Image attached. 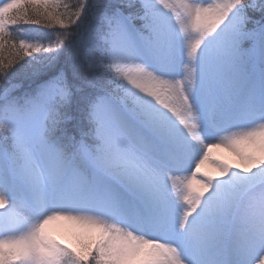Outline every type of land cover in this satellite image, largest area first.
Returning a JSON list of instances; mask_svg holds the SVG:
<instances>
[{
  "label": "snow or ice",
  "instance_id": "obj_1",
  "mask_svg": "<svg viewBox=\"0 0 264 264\" xmlns=\"http://www.w3.org/2000/svg\"><path fill=\"white\" fill-rule=\"evenodd\" d=\"M0 264H264V0H0Z\"/></svg>",
  "mask_w": 264,
  "mask_h": 264
},
{
  "label": "rangeland",
  "instance_id": "obj_2",
  "mask_svg": "<svg viewBox=\"0 0 264 264\" xmlns=\"http://www.w3.org/2000/svg\"><path fill=\"white\" fill-rule=\"evenodd\" d=\"M212 158L222 159L229 163L237 162V158L234 156V154L225 148L214 149L212 153ZM208 165L209 166L203 165L201 171L209 172L215 175L216 170L214 166L210 163H208ZM49 229L52 231L53 235H55L56 239L59 240L61 243H67L71 246H77L78 241L76 229L70 222L63 220L53 221L49 225Z\"/></svg>",
  "mask_w": 264,
  "mask_h": 264
},
{
  "label": "trees",
  "instance_id": "obj_3",
  "mask_svg": "<svg viewBox=\"0 0 264 264\" xmlns=\"http://www.w3.org/2000/svg\"><path fill=\"white\" fill-rule=\"evenodd\" d=\"M64 2H65V3L72 4V3H75L76 0H64ZM92 22H93V21H92V18L89 17V19L85 20V22H84V24L82 25L80 31H81V32H84L85 30H87V28L89 27V25H90ZM58 27H59V26H57V28H58ZM7 55H8V53H5V56H7Z\"/></svg>",
  "mask_w": 264,
  "mask_h": 264
},
{
  "label": "bare ground",
  "instance_id": "obj_4",
  "mask_svg": "<svg viewBox=\"0 0 264 264\" xmlns=\"http://www.w3.org/2000/svg\"><path fill=\"white\" fill-rule=\"evenodd\" d=\"M213 159H214V158H213ZM204 165H207V166H209V165H208V163H205Z\"/></svg>",
  "mask_w": 264,
  "mask_h": 264
}]
</instances>
